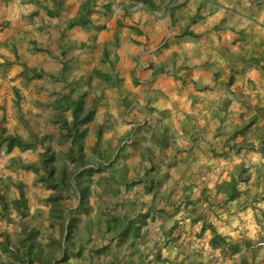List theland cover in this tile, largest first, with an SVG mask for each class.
Here are the masks:
<instances>
[{"label": "crops", "instance_id": "obj_1", "mask_svg": "<svg viewBox=\"0 0 264 264\" xmlns=\"http://www.w3.org/2000/svg\"><path fill=\"white\" fill-rule=\"evenodd\" d=\"M170 1L0 0V69L15 66L14 52L19 59L44 54L38 67L46 71L51 57L96 45L137 60L145 102L123 107L129 126L106 112L108 143L131 133L132 149L118 147L112 179L105 178L113 190L98 194L112 204L94 217L87 207L79 226L70 222L71 264L74 256L86 264H264V247H257L264 243V156L257 152L264 136L250 129L240 146L227 121L246 90L238 76L264 89V75L249 63L264 66V0H173L167 10ZM35 92L39 99L42 88ZM236 168L250 179L232 200V190L221 187ZM213 229L240 251L214 249Z\"/></svg>", "mask_w": 264, "mask_h": 264}, {"label": "rangeland", "instance_id": "obj_2", "mask_svg": "<svg viewBox=\"0 0 264 264\" xmlns=\"http://www.w3.org/2000/svg\"><path fill=\"white\" fill-rule=\"evenodd\" d=\"M80 49L51 57L54 65L46 67V71L38 67L39 57L44 54L36 52L29 54L30 59H25L28 52H22L21 59L14 52L15 66L0 69V264H71L72 230L68 228L66 233L68 224L77 221L79 226L85 219L87 207H91L88 216L94 217L107 203L108 206L112 204L109 197L102 198L98 194L107 186L105 178L112 179V160L119 158L118 147L130 150L133 144L108 143L112 132L106 112L116 111L113 119L121 126H129L123 107L133 101L141 106L146 100L145 91L135 82L134 74L138 72L135 71L138 67L135 58L132 61L122 59L120 51L115 53V47L110 49L111 55L97 45L88 52ZM113 54L116 60H110ZM259 73L264 75L262 70ZM142 77L149 83L146 74ZM247 82L243 76H238V88L243 84L246 90H239L237 115L227 120H230L232 130L236 126L232 138L239 141L240 146L245 143L250 129L257 134L260 132V137L264 136V98L261 97L264 89L254 80ZM38 87L43 92H39V99L35 92ZM70 91L74 92L72 99H79L86 93L83 97L86 110L92 109L97 102L95 120L85 127L79 125L85 134L82 138L78 135L74 145L70 139L63 138L65 130L62 131L57 123L62 113L61 117L72 124L71 112L61 110ZM160 101L161 105L162 102L166 104L165 100ZM132 118L136 119L128 116L129 120ZM145 118L140 115L137 120ZM11 136L22 138L29 149L15 148L8 153L7 140ZM70 148L73 152H69ZM258 148V154L264 156L261 144ZM240 151L236 152L240 154ZM45 159L54 170V183L62 177L63 171L66 172L65 183L58 185L59 188H51L42 182ZM102 159L109 165L92 173L83 171ZM82 162L83 166L80 165ZM114 190L119 189L115 187ZM96 263L106 264V261ZM72 264H86V261L74 256Z\"/></svg>", "mask_w": 264, "mask_h": 264}, {"label": "trees", "instance_id": "obj_3", "mask_svg": "<svg viewBox=\"0 0 264 264\" xmlns=\"http://www.w3.org/2000/svg\"><path fill=\"white\" fill-rule=\"evenodd\" d=\"M142 1L144 4H148L151 6V2H149V0H142ZM249 63L256 65L257 68L264 71V66L259 65V63H260L259 59H255V58L250 59ZM233 81H234V78H231L229 81V85H231L233 83ZM72 92L73 91H70V93L66 96L67 100L65 102V105L61 109V110L71 112L72 124L69 125L67 123V121L64 120L63 117H61L62 113L59 114L60 119L58 120L57 123L61 125L62 131L65 130V132L63 131V138L65 137L67 140L70 139L71 143H73V145H74V144H76V138L78 137V135H80L79 137L82 138V136L85 134V131H81L79 129V125L85 127L86 124H90L95 120L94 115H95L96 110H97V102H95L92 109L86 110L84 107V101H83V97L86 95V93L84 95L82 94V96L79 99L78 98L72 99L71 98ZM235 136H236V134H235ZM24 142L25 141L20 137L11 136L7 140V152L10 153L15 148L22 149L23 151L29 149L28 144L25 145ZM261 147L264 150V139L261 141ZM241 148L242 147L237 148L236 151H239ZM69 152H73L71 148L69 149ZM71 159L75 160V158H71ZM100 161L103 162V159ZM43 164H44L43 170L45 173H44V176L42 178V182H46L49 185V187H51V188H59L58 185L65 183L64 176L66 175V172L63 171L62 177L59 180H57L56 183H54V179H52L54 170L49 168V166H48L49 163L46 159L43 160ZM83 164H84L83 162L80 163V165H82V166H83ZM101 168H104V167L101 165V167L98 170H100ZM98 170L89 168V169L83 170V171L92 173V172H96ZM236 170H237V176H233V178L230 181L226 182L221 187V190H232V194L230 196V199H232V200L237 197V193H238L237 190H239L240 182L245 183V182H248L250 179V175L247 176L248 171H247L246 175H244L245 170L240 171L237 168H236ZM46 174H47V176H46ZM68 228L70 229V224H68V226L66 227L67 233H68ZM202 231H205L204 226L202 228ZM210 244L214 249H220L222 252V255H224V256L227 253V250H229L233 253H237L240 251V244H235V245L232 244L231 245V243L227 242L225 240V238L223 236H221L220 234H218V232L215 229H213ZM258 248H260V247H258ZM255 250H257V249H255Z\"/></svg>", "mask_w": 264, "mask_h": 264}, {"label": "built area", "instance_id": "obj_4", "mask_svg": "<svg viewBox=\"0 0 264 264\" xmlns=\"http://www.w3.org/2000/svg\"><path fill=\"white\" fill-rule=\"evenodd\" d=\"M173 6V0H171L170 2L167 3V10L171 9ZM145 68L149 69L150 68V64L149 63H145ZM134 141V136H131L130 138L125 139L122 142V146H127V145H131ZM95 166H91L92 169L98 170L101 165L104 166H108L109 164H106V162H102V161H96V163L94 164ZM258 247H263L264 243L263 242H259L257 243Z\"/></svg>", "mask_w": 264, "mask_h": 264}]
</instances>
